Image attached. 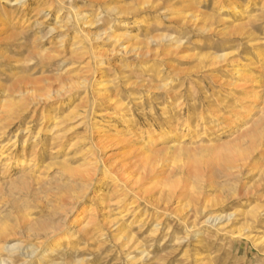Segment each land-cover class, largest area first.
<instances>
[{
  "label": "rangeland",
  "instance_id": "374dc122",
  "mask_svg": "<svg viewBox=\"0 0 264 264\" xmlns=\"http://www.w3.org/2000/svg\"><path fill=\"white\" fill-rule=\"evenodd\" d=\"M0 153V264H264V0H0Z\"/></svg>",
  "mask_w": 264,
  "mask_h": 264
},
{
  "label": "bare ground",
  "instance_id": "6f19581e",
  "mask_svg": "<svg viewBox=\"0 0 264 264\" xmlns=\"http://www.w3.org/2000/svg\"><path fill=\"white\" fill-rule=\"evenodd\" d=\"M19 2L20 0H15V2ZM4 159L5 161H8L9 158H8V155H5L4 153H0V160ZM169 231V230H168ZM129 241V239H128ZM0 263H3V261H0Z\"/></svg>",
  "mask_w": 264,
  "mask_h": 264
}]
</instances>
